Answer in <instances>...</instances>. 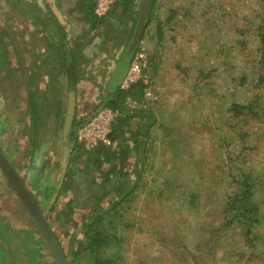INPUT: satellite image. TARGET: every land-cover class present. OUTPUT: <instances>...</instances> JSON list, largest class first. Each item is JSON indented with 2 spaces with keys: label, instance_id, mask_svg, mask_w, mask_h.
Instances as JSON below:
<instances>
[{
  "label": "rangeland",
  "instance_id": "rangeland-1",
  "mask_svg": "<svg viewBox=\"0 0 264 264\" xmlns=\"http://www.w3.org/2000/svg\"><path fill=\"white\" fill-rule=\"evenodd\" d=\"M262 5L261 0L158 1L156 15L167 24L164 42L158 48L157 23H153L144 33L140 44L146 49L148 59L152 56L150 50L152 52L153 47L157 48L154 60L159 63L160 69L154 70L153 77L148 73L152 97L145 98L148 106L144 105L158 117L153 138L150 139L151 151L146 154L145 162H138L135 158L129 160L126 170L132 180H136V175L145 170L141 183L128 202L104 218L106 228L110 230L115 227L120 238L121 254L116 264H264V104L258 124H243L230 111L232 103H247L261 94L255 85L263 74L257 65L262 54L257 32L263 14ZM15 16L0 8V41L4 35V39L10 37L7 31L17 24ZM119 17L113 19L112 31L116 35L112 36L123 41L126 24L121 23V13ZM170 17L173 18L171 21ZM10 33L16 39L15 46L12 43L16 54L14 59L10 57L9 71L0 75V103L2 105L4 96L10 94L11 99L17 95L22 105L18 107L21 110L18 115L20 123H17L18 120L12 121L10 116H5L8 121L0 120V133L7 137L0 140V144L6 148L8 142L7 145L18 151L21 140L28 151L29 131L23 129L18 132L17 126L24 127L29 120L26 117L28 94L36 93L42 133L38 148L41 149L40 158L46 169L34 178L33 181L39 184V192L35 188L34 191L47 204L53 202L55 197L52 203L55 211L66 212V202L75 196L77 186L75 191L63 194L55 190L57 186H52V170H57L56 163L62 152L58 141H51L49 136L54 125L59 137L62 134L61 123L58 121L54 124V118L61 104L59 95L64 85L60 75L63 73L60 66L52 67V58L49 65L56 74H46L50 77V83L45 89L35 91L36 83L41 81L38 74L28 73L15 78L10 72L22 62L23 43L20 27H14ZM120 41L118 46L106 52L107 58L100 62L96 74H84V80L94 76L90 81L98 90L80 89L75 114L77 121L82 119L80 111L83 115L100 104V82L105 81L111 56L112 60L117 57ZM32 61L35 63L36 58ZM244 75L248 76L246 84L242 81ZM261 91L264 96V84ZM91 93H98L97 103L90 98ZM62 96L65 119L67 97L65 94ZM136 110L130 109L129 112L133 114ZM23 154L19 156V166H22L26 176L29 161L26 153ZM227 154H233L232 160L240 154V161H228L226 158L230 156ZM239 168H244L263 185L254 197L259 207V224L254 229L258 240L250 243L244 238V229L240 225L224 228L223 211L234 188L231 175H236ZM92 178L101 183V174L94 173ZM61 181L62 177L57 176L55 184H61ZM192 197H195L193 205ZM114 201H117V197L111 194L102 201V205L109 208ZM84 205L78 208L77 215L75 210L73 217L65 224L60 220L65 226L61 225L58 233L61 234L64 250L70 255L67 256L69 263L74 260L72 254L77 252L79 242L85 241L83 226L87 220L83 216L90 211V207L84 210ZM72 238L75 241L73 252L70 251ZM39 242L47 254L35 255V264H56L41 239ZM111 242L112 247L105 252V257L113 259L114 244L117 242L115 238ZM20 255L23 257L19 259L20 264L29 263L25 255ZM89 257L84 253L76 264H88Z\"/></svg>",
  "mask_w": 264,
  "mask_h": 264
},
{
  "label": "trees",
  "instance_id": "trees-1",
  "mask_svg": "<svg viewBox=\"0 0 264 264\" xmlns=\"http://www.w3.org/2000/svg\"><path fill=\"white\" fill-rule=\"evenodd\" d=\"M136 1L137 0H122L120 4H118L120 7H122L123 15L125 17H127L132 12L136 6ZM157 1L158 0L155 1L153 11L147 20L145 32L153 23H157L156 36L160 42L164 38V28L167 24L156 15ZM261 2L263 4V14L261 16L262 18L260 25L257 28V32L262 44L260 49L262 54L257 65L259 68H261V73L263 72V74L258 77L257 84L255 85V88L258 89L261 94H257L255 97L249 99L247 103H232V105H230V111L233 113L234 118L243 121V124H251L253 122L258 124L261 122L262 118L260 110L264 104V102H262L264 96L261 91L262 84H264V0H261ZM90 9L91 14H89V16L91 18L90 23L92 24V27L95 28L98 25H102L101 21L103 19L99 20L96 18L94 15V7ZM138 19L139 12L132 30V34L130 36V40L128 42V48L132 42L131 38H133L134 32L136 30ZM172 19L173 18L170 17V21ZM139 49L140 45L137 47L136 52H138ZM61 50L62 52L59 58L60 69L63 74L60 76L62 77L61 82L64 85V88L60 93L62 100L63 94H65L67 97L71 77L74 78V82L77 85L82 80L84 73L83 70H81V65L83 63H81L80 56H78L77 53L71 49H68V44H63ZM136 52L131 58H128L125 53L120 57V59L116 61L117 68L111 75L110 88L107 89L108 96L107 98L102 97L103 101L101 105L103 107L97 110L98 112L102 108H109L119 113V116L113 127V133L111 135L112 141L117 143V148L112 149L111 147L100 145L91 151H86L85 148L78 142L77 131L83 125H85L89 119L87 121H77L74 119L73 132L70 139V158L67 171L62 173L60 168V162L63 153L60 160L56 163L57 175L62 177L61 184L55 185V187L58 185L60 186V194L66 193L72 188L74 183V175L81 174L82 176L91 178L93 177L94 173L101 174L100 184L96 181V179L92 180L93 182L91 186L93 187L94 191V203L92 207H90L89 204L86 205V207H90V211L83 216L84 219L87 220L83 226V230H85V241L79 242V248L77 252L72 254L74 260L70 261V264H76L77 259H79L84 253L89 254L90 256V261L88 264H116V260L120 258L121 246L119 243L120 238H118L117 234L118 231L115 227L108 230L105 226L106 224L104 223V218L111 216L112 213L118 211L117 208L128 202L129 197H131V195L134 194L138 189V186L142 180L141 175L145 170L136 175V180H132L130 178V173L128 170H126V166L131 158L137 159L138 162L147 161L146 154L151 151L149 144L150 139L153 137L151 129L155 123V116L151 111L145 109L141 110L140 108L134 111L133 114H130L126 108V103L129 99L137 100L140 105H142L141 101H145L144 91L146 89V85L143 82L133 85L129 90L126 91L121 89V82L126 76ZM0 56L2 59V62L0 61L1 73V71H4V67L7 63V53H0ZM148 60L150 63L153 61L151 58ZM242 81L243 84H246L248 82V76L244 75ZM28 98L30 100L28 105L30 112L29 115L31 116L32 120L30 137L33 139L32 144H34L36 148L40 142L39 135H41V132L40 129H38L40 120L37 115V106L33 103V100L35 99L34 94H29ZM143 104L146 105V102ZM59 108L60 111L57 113L56 120H60V126L62 129L64 125V117L62 112L64 109V103L62 104V101ZM134 118H146L148 121L144 125H139L138 130L131 135L130 139H128L126 135L128 130L131 128L130 123ZM242 136L246 135L243 134ZM130 142H132L133 145H130ZM35 148H32L33 150L31 153L34 152ZM31 153L30 155H32ZM227 156H230L226 158L228 161H240V154L236 156L235 160H232L234 158L233 154H227ZM81 165L84 166L83 169L78 167ZM104 165H109V169L107 171L103 170ZM237 173L236 175H231L233 176L234 180V188H232L230 191L228 202L225 205L226 208L223 211V218L226 222L224 228L227 229L235 224L240 225L244 229V238L248 243H250L254 242L256 239L258 240V236L256 235L254 229L259 224V207L257 206L254 197L258 191L262 190L263 185L259 183V181L255 179L250 173H247L244 168H241ZM111 194L116 195L117 201L111 202L109 204V208L103 207L102 201ZM194 198L195 197H192V205L195 202ZM91 199V197L88 198V200ZM81 207V201L78 198L71 199L67 205V212H61L60 217L63 220L69 221L74 215V210ZM52 210H54V207ZM114 238L117 242L114 244L115 260L114 258L110 259L105 257V252L110 250L112 247L111 241ZM74 243L75 241L72 238L70 247L71 252H73ZM67 256L69 257L70 255Z\"/></svg>",
  "mask_w": 264,
  "mask_h": 264
},
{
  "label": "crops",
  "instance_id": "crops-1",
  "mask_svg": "<svg viewBox=\"0 0 264 264\" xmlns=\"http://www.w3.org/2000/svg\"><path fill=\"white\" fill-rule=\"evenodd\" d=\"M139 1L141 0H137L135 2L136 6L132 10V12L127 16V18L123 15V9L120 8L118 5V8L112 11L110 16L101 21L102 25H98L95 28H93L92 24L90 23L91 18L89 14H91L90 8L94 7L96 0H0V8L2 7V9L7 13L10 12L11 14L13 13V15L15 14L16 16L14 17V19L18 20L17 24L15 26H11L10 30L7 31L10 37L6 39V41H9L10 43L16 41L14 34L10 33V31H12L14 27H20L21 42L23 43V55L21 63L23 72L25 74L31 73L38 74L39 76L42 75L41 81H38V83H36L37 87L35 91H41L45 89L46 85L50 83V77H47L46 74H56V71H53L52 67H55V65L60 66L59 57L62 52L61 48L63 44H68V49H71L72 51L76 52L78 56H80L81 63H83L81 65V70H83L84 74H96L99 71L98 68L100 62L107 58L106 52L112 50L114 46H118L117 44L121 40V38L118 39L117 37L112 36L116 35L115 32L112 31V29H114L113 26L115 23V20L113 19H120L119 14L121 13V16L123 18V22L121 23L123 25L126 24V29H124V39L123 41L121 40L122 42L120 41V50L116 51L117 57L112 60L111 56V61H109V64L107 66V74L105 81L100 82V89L102 91L99 97V99H101L100 104L97 105L95 109L90 110L89 112H86L83 115L80 111V117L82 118L81 120L87 121L92 116H94V114L99 108L103 107L101 105L103 101L102 97L107 98L108 96L107 89L110 88L111 75L117 68L116 61L120 59L122 55H124V50L128 49V42L130 40V36L132 34V30L134 28V24L139 12ZM158 1L156 3V7ZM163 42L164 38L160 42L157 40V45L159 44L158 48H160ZM48 51L53 52L50 53ZM151 53L152 56L150 58L153 61L152 63H150L149 73L153 77L154 70H160L158 68L159 63H156V61L154 60L155 55L157 53V48L153 47L152 52L150 50V55ZM14 55L15 53L12 52L11 58L14 59ZM33 58H36L35 63H33L32 61ZM52 58L53 64L52 67H50L49 60L52 61ZM15 67L18 68V65H15ZM90 79H94V76H90L89 78H87V80H84V78H82L80 83L76 85L77 103H79L80 101L81 88H85L86 90L91 91L98 90L95 88V85L91 83ZM99 81L102 80L99 79ZM0 86L2 85L0 84ZM8 95L4 96L5 98L4 100H2V105L0 103V120L8 121V118L6 117L10 116L13 118L12 121H17L19 117L18 115L21 111L18 107L22 105V103H20V100H18L17 95L14 96L15 99H11V97ZM97 95L98 93H96V95L92 93L90 94V98H93L94 102L96 103L98 102ZM16 101L17 105L15 106ZM141 102L142 105H140L137 100L129 99L126 103L127 110L129 111L130 109L136 110L141 108V110L145 109L151 111L149 108H144L145 104L143 103H145V101ZM2 107L4 109H2ZM152 113L155 116V123L151 129V133L154 134L153 132L156 128V120H158V117L157 115H155L154 112ZM147 121L148 119L146 118L132 119L130 123L131 128L130 130H128L126 137L130 139L131 135L138 130L139 125H144L145 123H147ZM17 123H20V120H18ZM30 126V121L25 122L24 127L18 125V132L23 129L29 130ZM53 132H55V130H53ZM55 134L53 138L54 140ZM4 138L7 137L3 136L0 133V140H4ZM6 143L8 144V142ZM7 144L6 148H4L5 146H2L0 144V148H2L11 164L18 171H20L21 176H24L25 173L22 171L23 169H21L22 166H19V163H21V158L19 156H21L20 154H23V152H25L26 154L28 153L29 156L27 157V159L29 161V171L28 169L26 171L28 172L26 184L29 190L33 193V195L39 202V204L43 207L44 211L46 212L48 222H50L51 224L52 231L56 233L57 237L61 241V234H59L58 231H60L61 225L65 226L60 223L59 215L61 212L55 211L54 204H52L54 202L50 201V204H47L43 200H40V197H38L37 195L39 184L33 181L34 178L39 175L41 171H43V159L40 158L41 149L37 148L33 153H31L33 149L29 147L27 151L24 146L25 143H23L21 140L18 144L19 146H21L18 147V151L16 150L17 148L14 149L13 147ZM130 145H133V143L130 142ZM30 153L32 155H30ZM79 167L80 169H83L82 166ZM108 169L109 167H107V165H104L103 170L107 171ZM52 172L54 179L52 186L55 187V183L57 182L56 176L58 175L56 170H52ZM89 181L90 178H88L87 176H82L81 174H78L76 176L74 184L75 186H77L78 192L81 191L84 194L86 191H89L87 188ZM34 188L37 189V191H34ZM87 197L88 196L84 197L83 199L85 204L88 203ZM72 198L73 197H70L67 202H69V200ZM67 202L66 205L68 204ZM53 207L54 210H52ZM85 209L87 208L84 207V210ZM77 212H79L78 209H76L75 215H77ZM3 238L9 241L14 253L16 252L18 257L20 256L21 258H23L21 255H19L20 253L22 255H25L29 260L30 264H35V255L47 254V252L43 251L44 248L40 245V237L37 233L36 227L32 223L29 215L27 214L20 200L9 189L8 182L6 181L3 174L0 172V264H8L10 262H8L9 259L6 254L5 246L3 245ZM26 250L29 252H27Z\"/></svg>",
  "mask_w": 264,
  "mask_h": 264
},
{
  "label": "water",
  "instance_id": "water-1",
  "mask_svg": "<svg viewBox=\"0 0 264 264\" xmlns=\"http://www.w3.org/2000/svg\"><path fill=\"white\" fill-rule=\"evenodd\" d=\"M156 0H141L139 7V19L134 32L132 42L127 49L126 56L131 58L136 52L137 47L141 44L144 35L147 20L149 19ZM67 111L64 119V125L61 134L60 149L63 153L60 168L62 173L68 169L70 158V139L73 132V123L77 108L76 99V84L74 78L71 77L67 93ZM0 172L8 182L9 189L20 200L27 214L29 215L32 223L36 227L37 233L47 248L48 252L52 255L56 264H70L67 254L60 243L57 236L53 233L47 219L46 212L42 209L41 205L29 190L23 177L18 173L15 167L11 164L7 156L0 148ZM55 201V197L53 202ZM6 252L11 259L8 264H18L11 244L5 238L2 239Z\"/></svg>",
  "mask_w": 264,
  "mask_h": 264
},
{
  "label": "built area",
  "instance_id": "built-area-1",
  "mask_svg": "<svg viewBox=\"0 0 264 264\" xmlns=\"http://www.w3.org/2000/svg\"><path fill=\"white\" fill-rule=\"evenodd\" d=\"M122 0H96L94 5V15L97 19H105L112 13L114 8ZM150 63L145 48L140 47L136 52L134 59L127 71L126 76L121 82L122 90H129L133 85L143 82L146 85L144 91L145 98L152 97V87L149 77ZM119 116V113L109 108H102L94 114L86 123L77 131L78 142L86 151H91L98 146L117 148V143L113 142L111 135L113 127Z\"/></svg>",
  "mask_w": 264,
  "mask_h": 264
},
{
  "label": "flooded vegetation",
  "instance_id": "flooded-vegetation-1",
  "mask_svg": "<svg viewBox=\"0 0 264 264\" xmlns=\"http://www.w3.org/2000/svg\"><path fill=\"white\" fill-rule=\"evenodd\" d=\"M106 19V18H105ZM99 20H101V19H99ZM6 35H4L3 36V38H2V40L0 41V48H2V53H7V63H6V66H5V71H1V73H0V75L2 74V73H5V72H7V71H9V61H10V57H11V54H12V52H14L15 54H16V50H14L13 49V46H12V43H10L9 41L7 42L6 41V39H4V37H5ZM15 43L16 42H14V46H15ZM8 44H10V46L8 47ZM2 45V46H1ZM6 47V48H5ZM15 48H17V47H15ZM127 52V51H126ZM125 52V53H126ZM17 53H18V51H17ZM124 53V54H125ZM22 63V62H21ZM17 69H18V71H17ZM11 74H13L14 75V77L16 78L17 77V75H24L25 73L23 72V69H22V64H19L18 65V68H16L15 70H11V72H10ZM25 75H27V73L25 74ZM40 78L42 77V75L41 76H39ZM30 94H34V96H35V99L33 100V103H34V105H36L37 106V96H36V93H30ZM28 96H29V94H28ZM59 98H60V103H61V96L59 95ZM29 103H30V100H29V98H28V102L26 103V107H27V114H26V117H28L29 118V120L28 121H30L31 122V126H30V128H29V138H28V140L30 141V145H29V147L30 148H35V145L34 144H32L33 142H32V138L30 137V135H31V127H32V120H31V116L29 115V108H28V105H29ZM61 105V104H60ZM60 106H58V108H59ZM58 112H59V109H58ZM37 115H38V106H37ZM39 117V116H38ZM56 118H57V115H56V117L54 118V124H56V122H58V120H56ZM60 121V120H59ZM25 122V121H24ZM23 122V123H24ZM56 125H54V126H52V129L53 128H55V129H53V130H55V132H52V131H50L49 132V136L51 137V140L54 138V134H55V140H57L58 141V145H60V137H59V134H58V130L56 129V127H55ZM41 128V125L39 124V128L38 129H40ZM42 134V133H41ZM51 134H53V135H51ZM46 135V134H45ZM54 140V139H53ZM52 140V141H53ZM39 145V144H38ZM38 145H37V147L35 148V149H37L38 148ZM57 145V148H59V146ZM35 149H34V151H35ZM1 150H2V148H1ZM3 151V150H2ZM4 152V151H3ZM5 154V153H4ZM6 155V154H5ZM27 156L26 157H28L29 155H28V153L26 154ZM16 169V168H15ZM46 169V166H43V170H45ZM17 170V169H16ZM18 171V170H17ZM28 171H29V169H28ZM18 173L20 174V171H18ZM27 174H28V172H27ZM26 174V176H22L23 177V179H24V181H25V183H27V175ZM21 175V174H20ZM76 176L77 175H74V177H73V181H74V183H73V186H72V188L70 189L71 191H75V179H76ZM53 177L51 178V183H53ZM94 180V179H93ZM97 181V180H96ZM92 177L90 178V181L88 182V186H87V188H88V190L89 191H86L84 194L81 192V191H79V192H77V189H76V193L74 194L75 196L72 198V199H74V198H78L80 201H81V205H82V207H83V205L85 204V202H84V197H86V196H88L87 197V199L89 198V197H91L92 199L91 200H87V204H89V206L90 207H92L93 206V203H94V191H93V187L91 186L92 185ZM27 185V184H26ZM53 185V184H52ZM56 185V184H55ZM55 190H58V192L60 193V191H61V188H60V186L58 185L57 187H56V189ZM69 190V191H70ZM68 191V192H69ZM71 200V199H70ZM69 200V201H70ZM87 204H85L84 205V207L85 208H87L86 207V205ZM42 207V206H41ZM42 209H43V207H42ZM76 209H78V208H76ZM75 209V210H76ZM44 210V209H43ZM65 210H66V212H67V207L65 208ZM74 210V211H75ZM61 214V213H60ZM59 219L61 220L62 218L60 217V215H59ZM63 220V219H62ZM65 221L66 220H63V224H65ZM49 223V225H50V227H51V224H50V222H48ZM51 229H52V227H51ZM53 233L56 235V233L53 231ZM57 236V235H56ZM58 238V237H57ZM59 239V238H58ZM60 241V240H59ZM60 243L62 244V242L60 241ZM63 246V245H62ZM12 250H13V248H12ZM66 252V251H65ZM6 254H7V256H8V259H9V261L8 262H10L11 261V259L9 258V255H8V253L6 252ZM66 254H67V252H66ZM20 255V254H19ZM15 256H16V260H17V263L18 264H20V256L18 257L16 254H15ZM27 264H30V263H28L27 262Z\"/></svg>",
  "mask_w": 264,
  "mask_h": 264
}]
</instances>
